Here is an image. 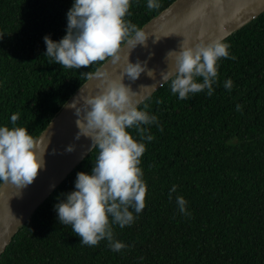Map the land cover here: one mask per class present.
I'll list each match as a JSON object with an SVG mask.
<instances>
[{
  "label": "trees",
  "instance_id": "16d2710c",
  "mask_svg": "<svg viewBox=\"0 0 264 264\" xmlns=\"http://www.w3.org/2000/svg\"><path fill=\"white\" fill-rule=\"evenodd\" d=\"M172 1L149 9L130 0L125 18L142 27ZM71 2L0 0V124L11 126L15 113V124L36 138L104 62L65 68L43 55V36L64 34ZM225 40L235 58L218 59L212 95L178 99L167 81L138 105L157 122L147 126L153 139L140 157L144 208L130 225L112 226L126 247L81 244L56 219L53 204L73 189L77 171L91 169L94 147L18 229L0 264H264V11Z\"/></svg>",
  "mask_w": 264,
  "mask_h": 264
},
{
  "label": "clouds",
  "instance_id": "9594fccd",
  "mask_svg": "<svg viewBox=\"0 0 264 264\" xmlns=\"http://www.w3.org/2000/svg\"><path fill=\"white\" fill-rule=\"evenodd\" d=\"M129 7L130 0H72L65 14L64 34L59 39H52L49 34L43 36V55L50 58V63L65 68L77 69L106 59L113 64L123 60L117 77L98 74V91L76 97L66 105L76 117L74 138L81 135L89 138L98 151L91 169L77 171L73 189L60 194L62 198L53 204L57 221L70 225L81 244L94 246L106 239L113 251L126 245L114 239L112 226L130 225L134 213L144 208L146 185L140 157L145 151L144 141L153 139L147 126L157 122L156 115L146 110V104L137 106V91L123 82L125 75L132 81L141 72L153 75L146 61L128 58L138 44L146 45L149 35L125 18L131 15ZM146 7H159V0H146ZM158 38L155 36L153 42ZM228 49L223 37L194 43L183 39L178 49L165 53V59L171 58L172 67L161 72V81L170 82V91L178 99H188L205 89L207 95H212L218 59L235 58ZM223 87L231 89V78L223 81ZM9 120L11 126L0 124V184H12L20 189L30 184L38 169L44 167L48 140L41 142L24 126L16 125L17 114H11ZM128 129H135L136 138ZM74 147L68 143L64 151L71 152ZM175 189L173 184L169 199ZM175 202L179 211L187 214L185 198L176 195Z\"/></svg>",
  "mask_w": 264,
  "mask_h": 264
},
{
  "label": "water",
  "instance_id": "95a60500",
  "mask_svg": "<svg viewBox=\"0 0 264 264\" xmlns=\"http://www.w3.org/2000/svg\"><path fill=\"white\" fill-rule=\"evenodd\" d=\"M263 11L264 0H173L142 25L149 32L146 45L138 44L128 55L129 60L146 61L153 75L141 72L134 81L125 75L123 82L137 91L135 99L139 105L167 82L161 81V72L171 70V58L165 59L169 49H178L183 39L189 43L217 37L225 39ZM155 36L159 38L153 42ZM122 66L123 60L113 64L106 59L76 88L36 137L41 142L48 140V144L45 165L38 169L30 184L20 189L12 184H0V254L40 204L94 148L89 138L83 135L74 138L76 117L66 105L76 97L98 91V74L117 77ZM68 143L75 145L71 152L64 151Z\"/></svg>",
  "mask_w": 264,
  "mask_h": 264
}]
</instances>
